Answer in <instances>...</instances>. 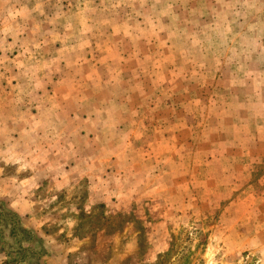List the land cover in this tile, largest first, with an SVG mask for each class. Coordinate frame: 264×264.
Listing matches in <instances>:
<instances>
[{
	"label": "rangeland",
	"instance_id": "obj_1",
	"mask_svg": "<svg viewBox=\"0 0 264 264\" xmlns=\"http://www.w3.org/2000/svg\"><path fill=\"white\" fill-rule=\"evenodd\" d=\"M127 1L0 0V264H264V0Z\"/></svg>",
	"mask_w": 264,
	"mask_h": 264
},
{
	"label": "crops",
	"instance_id": "obj_2",
	"mask_svg": "<svg viewBox=\"0 0 264 264\" xmlns=\"http://www.w3.org/2000/svg\"><path fill=\"white\" fill-rule=\"evenodd\" d=\"M43 1H46V0H27L26 2H23L21 0L19 7H20V10L23 12V14H26L27 16H29L32 19V21L35 22V24H37V21H38L40 25H44L47 29H53L55 28L57 21H51L50 17H48V9L46 10L44 5L43 7H41V4L43 3ZM94 1L98 2L97 5L99 6V9H98L99 12L106 11V13H110V12L115 13L117 9L120 10L121 8H124L128 4L127 0H112V3H109L108 2L109 0H94ZM172 1L176 2V0H172ZM61 4H62V11H64V16H62L63 22L64 23L70 22V21L77 19L76 21L78 22V24L76 25V27H78V25L82 26L85 16L77 17L76 14L71 13L72 11H70L67 5L68 3H66V0H61ZM125 13L126 12H121L120 10L121 15L124 16ZM90 14H92V17L96 15L95 11H93ZM89 16L91 17V15ZM86 20H88V16H86ZM35 26H38V25H35ZM108 27L111 28L110 24ZM92 28L94 27H91V29ZM76 30H88V29H85L84 27H82ZM99 41L100 42L103 41L102 44L106 45L109 40L107 38L105 39V36H104ZM63 42L64 41L60 39L58 41H53L51 43V39H48V43H43V45H41L40 48H42L43 46H46L47 48H54V53L49 54V53H45L46 51H44L43 53L44 57L42 56L41 58H39L37 55L33 54L32 56L30 55L24 58L23 64H20V66H23L24 75H38L40 73L46 72L47 70H49L50 73L56 74L58 73L59 67L62 66V62L65 60V58L71 57L72 55L73 56L75 55L74 62H71L70 64L74 66H78V67H81V65L84 66V64H86L90 69H92V66L90 67V65H95L97 64V62H101L102 56L96 55L97 53L96 50H94V56L93 54L89 56L87 53L86 56L82 58L81 56H78L80 52L78 48H81L82 46L73 48L71 50L64 51L62 47L64 46L65 43ZM84 48H88V46ZM95 57H100V58H95ZM108 58L110 59L111 57H108ZM109 63L110 62L108 61L107 64L109 65ZM89 75H96V74L92 71L89 73ZM39 77L37 79L36 77H33V76L29 77V81H28L29 85L26 86V82H25V86L23 87L24 88L23 92H25L24 94L32 93L35 89L38 88V85L41 82L38 80Z\"/></svg>",
	"mask_w": 264,
	"mask_h": 264
}]
</instances>
